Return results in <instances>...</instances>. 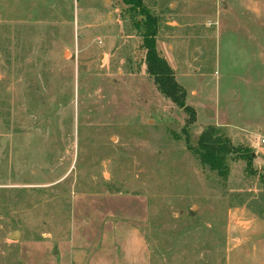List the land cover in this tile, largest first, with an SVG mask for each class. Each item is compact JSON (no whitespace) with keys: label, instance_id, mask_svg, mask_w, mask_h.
<instances>
[{"label":"rangeland","instance_id":"obj_1","mask_svg":"<svg viewBox=\"0 0 264 264\" xmlns=\"http://www.w3.org/2000/svg\"><path fill=\"white\" fill-rule=\"evenodd\" d=\"M142 1L156 41L191 74L210 72L216 54L220 74L246 75L227 97L236 124L264 121V0ZM144 54L121 0H0V264H68L72 198L108 194L145 200L149 264L254 263L227 250L254 228L241 201L264 215L251 200L264 193V132L229 136L251 147L252 170L229 159L219 178L192 150L206 112L188 125L144 73Z\"/></svg>","mask_w":264,"mask_h":264},{"label":"crops","instance_id":"obj_2","mask_svg":"<svg viewBox=\"0 0 264 264\" xmlns=\"http://www.w3.org/2000/svg\"><path fill=\"white\" fill-rule=\"evenodd\" d=\"M160 44L166 46L165 52L164 48L161 51ZM156 49L173 71L177 84L185 90L187 103L195 110L196 116L197 109L206 112L207 126L225 131L228 139L235 133L240 136L264 132V121L238 117L242 124L241 126L236 124L229 107L236 106L237 101L228 103L227 97H238L236 94L238 82L235 81L243 79L245 83V73V76L233 72L220 74L215 54L214 59L211 58L210 72L204 74L194 69L195 74H191L188 66L190 61L177 56L176 47L161 41L156 42ZM144 73L146 74L145 69ZM178 77L185 83H178ZM189 78L196 79L200 85H191L187 81ZM204 96H207L206 100L201 99ZM221 96L225 100L223 104L219 103ZM249 111L252 112L251 109ZM239 113L238 110V115ZM243 146L251 149L248 144ZM255 157L257 158V153ZM251 200L263 204L264 193L260 197L257 195L252 197ZM248 204L247 201H242L243 208L240 212L248 218L253 216L256 225L254 224V228L251 229L252 233H249L250 231L245 233L249 238L242 239L241 242L236 243L232 238H228L231 247L227 251L239 259L243 253L251 254L253 264H264V215L249 214L245 208ZM145 218V200L137 197L125 198L110 194L73 197L70 209L71 237L69 242L63 244L68 264H149V253L140 233V225L144 224Z\"/></svg>","mask_w":264,"mask_h":264},{"label":"trees","instance_id":"obj_3","mask_svg":"<svg viewBox=\"0 0 264 264\" xmlns=\"http://www.w3.org/2000/svg\"><path fill=\"white\" fill-rule=\"evenodd\" d=\"M121 3L128 8L133 19L134 29L141 38V48L145 52L146 75L152 80L157 92L164 99L170 101L188 115V125H193L196 122L195 110L185 104L187 96L185 90L177 84L173 71L156 49L157 17L144 7L142 0H121ZM137 16L141 18L140 22L134 20ZM182 133L186 135V129H182ZM186 141L188 142V136ZM192 150L200 164L221 179L226 178L228 175L229 159L244 161L247 173L252 170L253 157L251 149L243 145L234 146L222 130L217 127L207 126L199 135L196 147ZM42 234V232L37 233L35 241L40 240Z\"/></svg>","mask_w":264,"mask_h":264},{"label":"water","instance_id":"obj_4","mask_svg":"<svg viewBox=\"0 0 264 264\" xmlns=\"http://www.w3.org/2000/svg\"><path fill=\"white\" fill-rule=\"evenodd\" d=\"M19 238H20V233L16 228H14L13 232L11 233V235L8 236L7 239L12 242H17Z\"/></svg>","mask_w":264,"mask_h":264},{"label":"built area","instance_id":"obj_5","mask_svg":"<svg viewBox=\"0 0 264 264\" xmlns=\"http://www.w3.org/2000/svg\"><path fill=\"white\" fill-rule=\"evenodd\" d=\"M259 143L264 146V138H262Z\"/></svg>","mask_w":264,"mask_h":264}]
</instances>
